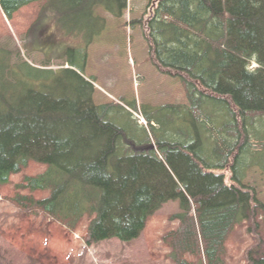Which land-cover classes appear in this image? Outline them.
Instances as JSON below:
<instances>
[{
	"label": "trees",
	"instance_id": "1",
	"mask_svg": "<svg viewBox=\"0 0 264 264\" xmlns=\"http://www.w3.org/2000/svg\"><path fill=\"white\" fill-rule=\"evenodd\" d=\"M40 1L0 0V7L12 20ZM127 2L48 0L29 39L35 44L37 36L44 37L52 16L62 35L89 36L101 21L97 8L121 17ZM148 31L151 61L182 80L190 106L145 112L156 140L155 149L141 152L111 120V114L125 112L135 122L132 114L118 104H95L94 86L73 69L70 48L60 58L70 67L60 72L24 62L11 66L9 51L0 48V187L31 162L46 166L44 174L26 177L16 189L49 196L17 194L11 203L71 232L87 218L89 246L133 242L165 204L178 202L180 211L170 219L179 222L178 229L164 237L173 262L189 264L185 256L191 255L197 264H226L235 228L250 222L257 234L264 224V203L244 183L246 174L240 176L243 166H262L252 155L264 157V0H159ZM253 63L258 67L251 69ZM21 66L25 78L40 74L39 88L13 89L17 75L24 76ZM56 78L70 81L68 92L56 93ZM145 133L144 140L134 133L128 137L138 147H152L146 128ZM227 170L234 172L233 183L226 180ZM259 246L248 251L251 264H264Z\"/></svg>",
	"mask_w": 264,
	"mask_h": 264
},
{
	"label": "rangeland",
	"instance_id": "2",
	"mask_svg": "<svg viewBox=\"0 0 264 264\" xmlns=\"http://www.w3.org/2000/svg\"><path fill=\"white\" fill-rule=\"evenodd\" d=\"M47 3L48 0H43L27 5L12 20L5 16L0 7V48L9 51L11 66H19L24 62L37 69L60 72L70 67L66 61L60 60L63 51L70 48L71 58L77 67L73 69L94 86L95 104H118L134 117L135 122H132L128 113L111 114L112 122L122 129L121 134L131 148L136 152L146 150L128 137L134 133L137 138L144 140L145 128L155 145V135L152 136L150 125L145 123L144 113H154L163 106H190L182 80L161 72L151 61L148 27L159 0H128L127 9L121 17L101 7L97 8L95 15L101 21H98L89 36L62 35L57 20L52 16L53 21L46 28L44 37L37 36L35 44H32L29 35ZM89 40L92 41L90 44ZM257 67L253 63L250 68ZM19 69L24 76L17 75L19 82L13 89L24 93L27 86L39 88L40 82H43L40 74L33 73L29 79L25 78L28 77L25 76V69L22 66ZM74 84L72 87L77 90L76 82ZM70 85L67 79L56 78L55 91L57 94L68 92ZM79 88L80 92L84 91L82 85ZM71 99L75 101L74 104L77 103L74 94ZM134 106H137V110L133 109ZM162 116L166 117V113L159 114L161 120ZM191 127L189 123L188 130ZM252 157H256L254 159L262 166H243L240 176L246 174L244 183L255 188L260 201L264 203V157L261 154ZM245 160L250 161L251 158L246 157ZM46 170V166L31 162L23 172L13 175L8 185L0 187V264H176L171 259V248L164 237L178 229L179 222L170 220L180 211L178 202L165 204L149 219L141 237L133 242L112 239L89 246L86 242L87 218L81 221L76 231L71 232L45 217L25 215L11 203L10 200L17 194L30 195L36 199L47 198L49 192L30 193L16 189L26 177L44 174ZM214 171L222 173L218 168H214ZM224 174L227 182L233 183L234 172L227 170ZM251 228L250 222H244L232 232L227 242L226 264H251L247 257L248 251L257 249L259 243L260 251L264 253V224L261 223L255 231L257 234ZM185 260L189 264L198 262L191 255H186Z\"/></svg>",
	"mask_w": 264,
	"mask_h": 264
},
{
	"label": "water",
	"instance_id": "3",
	"mask_svg": "<svg viewBox=\"0 0 264 264\" xmlns=\"http://www.w3.org/2000/svg\"><path fill=\"white\" fill-rule=\"evenodd\" d=\"M146 148V150H149V149H155V146H152V147H145Z\"/></svg>",
	"mask_w": 264,
	"mask_h": 264
},
{
	"label": "bare ground",
	"instance_id": "4",
	"mask_svg": "<svg viewBox=\"0 0 264 264\" xmlns=\"http://www.w3.org/2000/svg\"><path fill=\"white\" fill-rule=\"evenodd\" d=\"M143 122H145V121H143Z\"/></svg>",
	"mask_w": 264,
	"mask_h": 264
}]
</instances>
